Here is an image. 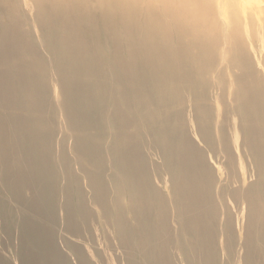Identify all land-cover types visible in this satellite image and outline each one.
<instances>
[{"label": "bare ground", "instance_id": "6f19581e", "mask_svg": "<svg viewBox=\"0 0 264 264\" xmlns=\"http://www.w3.org/2000/svg\"><path fill=\"white\" fill-rule=\"evenodd\" d=\"M1 165L0 264H264V0H0Z\"/></svg>", "mask_w": 264, "mask_h": 264}, {"label": "rangeland", "instance_id": "374dc122", "mask_svg": "<svg viewBox=\"0 0 264 264\" xmlns=\"http://www.w3.org/2000/svg\"><path fill=\"white\" fill-rule=\"evenodd\" d=\"M24 10H27V9L24 7ZM33 30L36 33V27L33 28ZM65 150H66V147H65ZM64 153H66V152H64ZM3 177H4V167L1 165L0 166V178H3ZM0 227H1V230L4 231L3 234H2V236H1V239L2 238H5V240H7V238L10 235L9 232L13 229V227H12V221L10 219H8L7 217H3L1 219V226Z\"/></svg>", "mask_w": 264, "mask_h": 264}]
</instances>
